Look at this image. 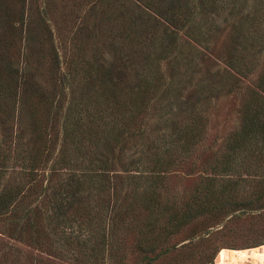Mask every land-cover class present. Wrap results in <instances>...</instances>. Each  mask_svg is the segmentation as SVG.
<instances>
[{
  "label": "rangeland",
  "instance_id": "374dc122",
  "mask_svg": "<svg viewBox=\"0 0 264 264\" xmlns=\"http://www.w3.org/2000/svg\"><path fill=\"white\" fill-rule=\"evenodd\" d=\"M197 1L0 0V79L7 81L11 78L5 74L4 61L10 63V69L12 67L14 71H19L15 86H6L8 90H13L19 105L25 100V91L18 87L26 81L25 73H31L32 84L37 83L35 86L48 93L52 83L57 80L62 83L63 74L74 68L77 62L82 64L84 61L82 68H85L88 62L103 57L106 58L103 63L121 69L125 67L131 70L140 65L145 71L142 75H147L152 83L160 85L158 92L173 83L165 93L170 95L166 99L178 108V121L187 122L190 117H201L203 128L198 130L203 131L190 149V156L171 168L164 178L153 181L154 178L151 180L153 185L144 184L143 187L149 191L158 188L157 202L164 203L163 206L173 200L177 205L179 201H186L195 195V189L207 177L206 174L214 178L213 184L217 189L220 186L219 176L224 175L225 179L236 172L223 164L212 172L211 167L220 163L221 156L228 153L230 135L239 127L244 102L256 92V80L264 71V20L252 55H245L241 45L245 33L239 34L237 29L234 33L239 14L242 12L240 16H251L252 2L235 0V5H232L229 0H203L202 8H197ZM246 40L249 49L250 40ZM114 47L120 48L123 62L115 57ZM14 78L16 73L13 74ZM133 79L129 77L128 81L133 83ZM136 79L139 81V78ZM174 95L179 98L176 99ZM189 95L194 104L193 111L186 98ZM160 96L161 93L158 98ZM65 99L60 101L62 107H57L58 112L53 109L51 114L60 118L65 111ZM185 102L188 103L183 105ZM0 104V143L9 142L12 137L19 142L16 137L24 134L22 144H26L30 138L26 133V112L19 111L18 107H15L16 110L5 108L6 105L12 106V102L5 104L0 101ZM8 109L13 115L9 122H4ZM168 112L165 106L158 110L157 103H152L146 121L148 130L154 132L152 136L157 138L171 134L169 128L162 133L165 125L161 122H164ZM19 117L22 119L21 127ZM55 145L53 159L60 144L57 141ZM36 159L42 160L39 157ZM49 161L45 168L41 161L42 182L32 186L33 192L29 190L28 202L33 209H43L48 200L46 197L58 191L56 188L62 180L53 179L52 188L49 189L52 183L49 168L52 161ZM234 164L231 163L232 166ZM7 165L6 179L13 184L23 183L24 178L18 171L16 161L10 159ZM259 176L264 177V170ZM246 180L249 182L242 183V197H239L247 199L250 205L209 210L217 215L205 211L202 218L190 221L167 239L159 238L157 248L164 253L152 264H204L215 250H247L251 249L248 247L252 244L264 241V179L258 183L249 177ZM132 183L136 186L137 180L133 179ZM256 196L263 200L253 203ZM104 199L108 204L107 198ZM198 199L201 201V196ZM199 200L192 209L197 208ZM200 208L201 205L197 209ZM35 211L40 215L38 210ZM44 215L38 217L40 222L45 221ZM7 223L3 217L0 218V264L82 263L81 258L74 257L71 252L64 253V247H57V243L61 245L60 242H63L59 239L58 228L50 226L52 240L57 242L54 245V241L40 243L41 237L34 236L19 241L12 237ZM103 226L105 228H101V233L107 235L109 223L105 221ZM128 228H115L112 243L108 241L103 255L93 264L146 263L143 258L153 255L149 251L152 240H142L146 249L141 252L138 233L133 227ZM216 257L207 264H216Z\"/></svg>",
  "mask_w": 264,
  "mask_h": 264
},
{
  "label": "trees",
  "instance_id": "16d2710c",
  "mask_svg": "<svg viewBox=\"0 0 264 264\" xmlns=\"http://www.w3.org/2000/svg\"><path fill=\"white\" fill-rule=\"evenodd\" d=\"M229 1L235 5V0ZM249 1L253 4L249 13L251 16H240L241 12L234 28V33L236 29L239 34L245 33L241 44L245 55H252V50L257 47V36L264 20V0ZM197 2V8H202L203 0ZM246 38L250 40L249 49ZM114 50L115 57L123 62L120 48L114 47ZM105 60L103 57L88 62L85 68H82L84 61L82 64L77 62L74 68L70 67L68 73L63 74L62 83L59 80L52 83L48 93L35 86L37 83L32 84L31 73H25L26 81L18 86L21 91H25V100L20 105L13 90L6 87L15 86L19 71H14L12 67L10 69V63L4 61L5 74L11 78L7 81L0 79V101L5 104L12 102V106L6 105L5 108L11 110V107H18L19 111L26 112V133L30 138L26 144H22L24 134H21L16 137L19 142L12 137L9 142L0 143V185H4L0 187V218L8 222L12 237L19 241L34 236L41 237L40 243L53 242L50 226L58 228L59 239L63 242L58 245L54 241V245L57 243L59 249L65 248L64 253L71 252L74 257L81 258L83 264H90V261L93 264L103 255L108 241L112 243L115 228L128 230V227H133L139 235L141 252L146 249L142 240H152L149 251L153 255L143 258L145 264H152L164 253L157 248L159 238L167 239L190 221L202 218L205 211L251 204L247 199L240 198V191L244 187L242 183L249 182L247 177L257 183L264 179L259 176L264 170V71L256 80V92L244 102L239 127L230 135L228 153L221 156L220 163L211 167L212 172L219 164H223L236 172L225 179L224 175L219 176L220 186L217 189L213 184L214 178L206 174L207 177L195 189V195L186 201L178 200L177 205H174L176 200H173L163 206L164 203L157 202L158 188L149 191L143 185H151L154 178L153 181L164 178L171 168L177 167L185 157L190 156V149L203 131L198 130L203 128L202 118L190 117L187 122H179L176 117L178 108L166 99L170 95L165 93L172 88L173 83L158 92L160 85L152 83L147 75H142L144 68L140 65L129 72L131 70L125 67L121 69L103 63ZM13 71L16 79H13ZM129 77L135 78L133 83L128 81ZM186 98L193 111L191 96ZM62 99L67 101L65 111L59 118L51 111L55 109L58 112L62 107ZM152 103H157L158 110L162 106L168 109L161 123L165 125L162 133L168 128L172 130L169 136L165 134L156 138L152 136L154 132L148 130L146 121ZM9 109L4 122L12 118ZM21 122L19 117V127ZM57 141L60 145L53 159ZM36 157L42 160L38 161ZM10 159L16 161L18 171L24 178L23 183L13 184L6 179V165ZM49 160L52 161L49 167L52 182L49 189L52 188L53 179L62 180L56 188L58 191L46 197L48 200L45 201L44 210L38 207L33 209V205L28 202V194L31 190L33 192L32 186L42 182L40 178L43 175L40 173L43 170L39 169V164L42 161L45 168ZM133 179L137 180L136 186L132 183ZM103 194L108 204L104 202ZM200 196L201 201L198 199ZM198 200L197 208L200 205L201 208L192 209ZM261 200L256 196L253 203ZM43 213L45 221L40 222L38 217L41 218ZM208 214L217 215L210 211ZM105 221L109 223L107 235L101 233ZM261 245H264V241L248 248ZM219 251L211 253L204 264L212 262Z\"/></svg>",
  "mask_w": 264,
  "mask_h": 264
},
{
  "label": "bare ground",
  "instance_id": "6f19581e",
  "mask_svg": "<svg viewBox=\"0 0 264 264\" xmlns=\"http://www.w3.org/2000/svg\"><path fill=\"white\" fill-rule=\"evenodd\" d=\"M216 264H264V245L247 250H222Z\"/></svg>",
  "mask_w": 264,
  "mask_h": 264
}]
</instances>
